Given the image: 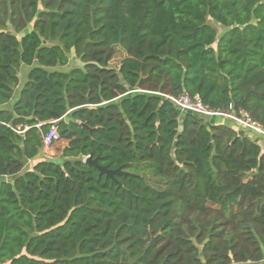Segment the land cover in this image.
<instances>
[{"label": "trees", "instance_id": "16d2710c", "mask_svg": "<svg viewBox=\"0 0 264 264\" xmlns=\"http://www.w3.org/2000/svg\"><path fill=\"white\" fill-rule=\"evenodd\" d=\"M182 94L264 128V0H0V264L263 261L260 140Z\"/></svg>", "mask_w": 264, "mask_h": 264}, {"label": "built area", "instance_id": "2783aa9c", "mask_svg": "<svg viewBox=\"0 0 264 264\" xmlns=\"http://www.w3.org/2000/svg\"><path fill=\"white\" fill-rule=\"evenodd\" d=\"M167 99L173 103V105L180 111L181 114L190 112L199 116L223 117L235 123L239 129L256 136L258 140L264 138V128L261 125L253 122L246 113H241L240 116H237L233 113H220L211 111L202 104L198 96L189 97L187 94H182L179 97H167ZM51 124L52 125L49 131L42 139L44 151L50 150L56 143L60 141L55 122H52Z\"/></svg>", "mask_w": 264, "mask_h": 264}, {"label": "rangeland", "instance_id": "374dc122", "mask_svg": "<svg viewBox=\"0 0 264 264\" xmlns=\"http://www.w3.org/2000/svg\"><path fill=\"white\" fill-rule=\"evenodd\" d=\"M208 23L213 25L214 27H216L217 32H218V38H219V36H221L222 32L224 31V29L221 28L220 26L216 25L215 23H213L211 20H209ZM115 50H116L115 55L113 56L112 60L109 62V67L117 69L120 65L121 60L126 57V53L120 48H115ZM75 60L76 59L72 55V57H70V62H69L70 66H73L74 63H77ZM213 119L215 122H220L222 120L221 117H215ZM226 123L230 124L229 121H226ZM259 144L261 145V148L264 150V138L260 139ZM64 145H65V142L60 140L50 150L43 151L41 157L44 159H52V160L58 159L60 157V154H61V151H62V148ZM242 264H244V263H242ZM258 264H264V263L260 262Z\"/></svg>", "mask_w": 264, "mask_h": 264}, {"label": "water", "instance_id": "95a60500", "mask_svg": "<svg viewBox=\"0 0 264 264\" xmlns=\"http://www.w3.org/2000/svg\"><path fill=\"white\" fill-rule=\"evenodd\" d=\"M83 127H86V125L83 124ZM83 162L96 168L99 172V175H104L106 178H110L112 180H114L115 175L122 173L121 168L117 170H108L106 167L100 166L98 164V159H93L91 156H88Z\"/></svg>", "mask_w": 264, "mask_h": 264}, {"label": "crops", "instance_id": "0c3cea01", "mask_svg": "<svg viewBox=\"0 0 264 264\" xmlns=\"http://www.w3.org/2000/svg\"><path fill=\"white\" fill-rule=\"evenodd\" d=\"M29 70H30V68H28V67H22L21 68V70L19 72V87L15 90V95L11 101V104H8L5 106L6 109L10 110L12 103H14L17 100L19 93H20V89L23 87V85L25 84V82L27 80ZM29 166H30V164L27 167H29ZM261 262L264 263V260Z\"/></svg>", "mask_w": 264, "mask_h": 264}]
</instances>
